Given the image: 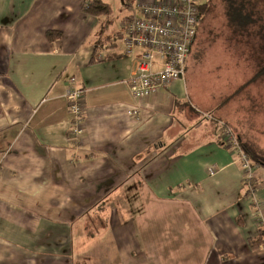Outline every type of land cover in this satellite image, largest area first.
Listing matches in <instances>:
<instances>
[{
  "label": "crops",
  "instance_id": "obj_1",
  "mask_svg": "<svg viewBox=\"0 0 264 264\" xmlns=\"http://www.w3.org/2000/svg\"><path fill=\"white\" fill-rule=\"evenodd\" d=\"M101 1L110 16L88 15L90 0H0V264H264L248 245L264 168L248 176L190 78L132 97L143 50L126 57L119 33L139 0Z\"/></svg>",
  "mask_w": 264,
  "mask_h": 264
},
{
  "label": "rangeland",
  "instance_id": "obj_2",
  "mask_svg": "<svg viewBox=\"0 0 264 264\" xmlns=\"http://www.w3.org/2000/svg\"><path fill=\"white\" fill-rule=\"evenodd\" d=\"M199 4L206 8L184 80L190 78L189 90L205 117L220 116L264 155V0Z\"/></svg>",
  "mask_w": 264,
  "mask_h": 264
},
{
  "label": "built area",
  "instance_id": "obj_3",
  "mask_svg": "<svg viewBox=\"0 0 264 264\" xmlns=\"http://www.w3.org/2000/svg\"><path fill=\"white\" fill-rule=\"evenodd\" d=\"M137 6L141 17L123 23L119 39L126 57H132L137 49L143 50L134 75L126 82L132 97L143 100L185 78L186 62L202 16L199 0H139ZM155 60L162 62L160 71H154ZM68 84L65 97L73 123L79 126L85 116V90L78 86L75 78H71ZM131 113L136 115L137 109ZM216 135L231 153L240 158L243 169L251 177L257 165L254 166L243 152L234 131L219 122ZM215 172L212 167L208 169L210 176ZM263 227L264 220L258 221V228Z\"/></svg>",
  "mask_w": 264,
  "mask_h": 264
},
{
  "label": "trees",
  "instance_id": "obj_4",
  "mask_svg": "<svg viewBox=\"0 0 264 264\" xmlns=\"http://www.w3.org/2000/svg\"><path fill=\"white\" fill-rule=\"evenodd\" d=\"M86 5L87 8L85 12L88 15L94 17H102V16L108 17L112 14L111 8L107 4L103 3L101 0H90V2H88V4ZM205 8L206 6L203 4L199 6L201 16L203 15ZM236 19H238V17ZM48 37L50 40L54 41L56 39H59L61 35L56 34L54 32H49ZM237 138L239 140V144L243 152L249 157L251 162L254 165L264 168V155L260 151L256 150L254 147L248 144H244L239 137ZM248 245L251 250H258L261 247H264V227L259 228L257 236L250 238L248 240Z\"/></svg>",
  "mask_w": 264,
  "mask_h": 264
},
{
  "label": "bare ground",
  "instance_id": "obj_5",
  "mask_svg": "<svg viewBox=\"0 0 264 264\" xmlns=\"http://www.w3.org/2000/svg\"><path fill=\"white\" fill-rule=\"evenodd\" d=\"M191 53V52H190ZM190 55V54H189ZM77 83H79V82H77Z\"/></svg>",
  "mask_w": 264,
  "mask_h": 264
}]
</instances>
